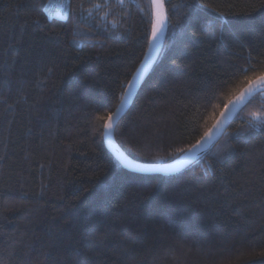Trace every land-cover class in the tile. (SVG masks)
<instances>
[{
  "label": "trees",
  "instance_id": "16d2710c",
  "mask_svg": "<svg viewBox=\"0 0 264 264\" xmlns=\"http://www.w3.org/2000/svg\"><path fill=\"white\" fill-rule=\"evenodd\" d=\"M163 3L161 55L114 130L141 165L196 144L227 73L264 71V0ZM154 20L152 0H0V264H264V125L250 115L264 97L173 176L130 172L105 146Z\"/></svg>",
  "mask_w": 264,
  "mask_h": 264
},
{
  "label": "snow or ice",
  "instance_id": "6c2138e0",
  "mask_svg": "<svg viewBox=\"0 0 264 264\" xmlns=\"http://www.w3.org/2000/svg\"><path fill=\"white\" fill-rule=\"evenodd\" d=\"M119 2L123 3V0H119ZM153 7L155 9V20L152 28V40L154 43L157 39L161 26L164 25L165 10L163 0H153ZM146 63L147 58L144 64ZM143 66L144 65L142 64L141 69H138L132 79L128 82V87L124 90V94L121 97L120 106L116 109V111L111 112L108 115L107 120L104 123L106 133H110L113 130L115 118L120 115L121 108H123L124 104L127 103L132 89L135 87L136 83L143 74ZM248 72L249 69L247 67L238 68L236 71L227 73L224 78L220 79L216 84H213L212 88L207 90L208 94L203 98L205 105L210 102L211 96L217 89H224L226 86L230 88V92L226 96L227 102L224 104L223 110H221L219 116L214 118V122L211 127H209L203 135L200 136L196 144L191 145L188 149L179 148L177 150V153H185L183 158L177 157L178 163H182L184 159H187L196 151L205 148L221 131L229 117H231L238 109L242 110L244 106L251 103V101L258 95L264 97V71H253L251 74L243 75L238 82L230 83L231 77L236 76L238 73ZM250 115L255 118L257 127L264 125V113L252 112ZM100 119L104 118L100 117ZM177 153H174L173 155L177 156ZM129 167H131V165H129Z\"/></svg>",
  "mask_w": 264,
  "mask_h": 264
},
{
  "label": "water",
  "instance_id": "95a60500",
  "mask_svg": "<svg viewBox=\"0 0 264 264\" xmlns=\"http://www.w3.org/2000/svg\"><path fill=\"white\" fill-rule=\"evenodd\" d=\"M153 2V0H152ZM155 12V9H154ZM167 30V19L166 15L164 17V25L161 26L157 39L155 42L151 43V46L147 52V55L145 59L143 60L142 64L143 66V74L136 83L135 87L132 89L131 94L128 97V101L126 104H124L123 108H121L120 115L115 118V125L113 130L110 133H106L104 131V142L106 148L122 163V165L129 170L130 172L137 173V174H143V175H162V176H173L176 174L181 173L183 170H185L190 165L197 162L201 157H203L206 153L211 151L220 141L221 137L223 136L228 124L232 120V118L235 116V114L240 110L238 109L229 119L226 121L224 127L221 129V131L212 139V141L203 149H200L196 151L193 155L188 157L187 159H184L182 163H178V160L174 163L167 164V165H141L133 162L130 160L123 152L122 150L117 146L115 140H114V130L117 125V123L121 120V118L129 111L131 108L137 93L139 92L140 88L142 87L144 81L148 77L150 71L154 67L156 61L159 59L161 52H162V45L165 39ZM147 58V63L144 64L145 60ZM140 65L139 69H141ZM121 104V103H120ZM119 104V106H120ZM118 106V107H119ZM185 155H183L181 158H183ZM131 165V167H129Z\"/></svg>",
  "mask_w": 264,
  "mask_h": 264
},
{
  "label": "rangeland",
  "instance_id": "374dc122",
  "mask_svg": "<svg viewBox=\"0 0 264 264\" xmlns=\"http://www.w3.org/2000/svg\"><path fill=\"white\" fill-rule=\"evenodd\" d=\"M51 14L53 16H56V17H59V18H62V19H65L67 17V11L64 13V12H60L59 10H53L51 12Z\"/></svg>",
  "mask_w": 264,
  "mask_h": 264
}]
</instances>
